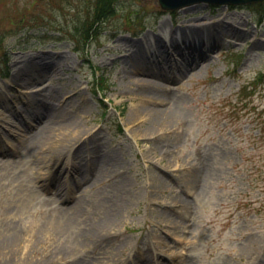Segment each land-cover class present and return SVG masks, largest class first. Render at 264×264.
I'll return each mask as SVG.
<instances>
[{
	"label": "rangeland",
	"instance_id": "rangeland-1",
	"mask_svg": "<svg viewBox=\"0 0 264 264\" xmlns=\"http://www.w3.org/2000/svg\"><path fill=\"white\" fill-rule=\"evenodd\" d=\"M85 4L0 0V117L12 122L0 120L7 125L0 123V140L19 144L17 134L33 133L39 121L56 133L73 116L92 132L78 145L87 135L90 146L115 144L107 153L105 178L89 173L59 199L58 182L70 171L62 168L64 161L48 167L47 152L2 142L7 161L0 162V216L23 190L15 217L26 228H47L33 257L54 244L80 256L87 251L75 245L77 232L106 214L98 198L107 192L123 198L128 210L94 250L123 258L120 247L126 244L128 264H153L156 258L161 264H264V0L234 6L194 2L174 10L162 9L158 0H114L99 31L91 29L88 36L74 30L92 12ZM204 12L215 14L209 27L241 35L227 33L199 48L203 55L190 66L180 64L189 55L167 58L173 80L160 79L157 86L169 88L185 116L177 145L165 143L173 133L160 143L133 138L129 112L141 93L126 90L125 73L153 63L144 41L158 38L161 18H172L166 27L189 31V16ZM137 49L146 54L143 60ZM175 60L181 70L173 67ZM68 95L78 108L46 120L43 101L54 105ZM77 146L76 162L90 148ZM153 156L163 157L162 165ZM77 193L85 202L77 211L68 209Z\"/></svg>",
	"mask_w": 264,
	"mask_h": 264
},
{
	"label": "bare ground",
	"instance_id": "bare-ground-1",
	"mask_svg": "<svg viewBox=\"0 0 264 264\" xmlns=\"http://www.w3.org/2000/svg\"><path fill=\"white\" fill-rule=\"evenodd\" d=\"M216 13L219 15V12ZM214 16L215 14L212 12H204L200 15L195 14V16H189L187 19L189 22L186 23V27L194 29H189V31H177L166 27V24H168L167 20L170 19L171 21L172 18H161L156 31V36L158 38H154L153 40L154 45L151 38L144 41L145 45L143 42L144 48L148 50V57H151L150 60L153 63L149 66H133L132 69L124 75V87L126 90L131 93H141L138 102L132 105L131 111L129 112V119L135 124L132 135L133 138L137 139L141 136L144 138H151L156 143H160L162 141L164 142V139L161 137L173 133L175 135L165 143L170 146L179 143L180 131L183 129L185 116L181 114L173 97L168 94L169 88L167 86H157V83H160V79L168 82L170 81V77L172 78V68H166V61H169L167 58L172 53L180 52L183 55H189L190 58L188 60L183 59L184 63L181 62L180 64H187L190 66L195 62L193 57L203 55L202 50L199 51V48L201 49L203 46L207 47L218 37L227 33L233 36L241 35L240 32L234 29L227 31L225 28H220L219 26L209 27L208 25L214 22L211 21L210 17ZM197 27L204 28L198 30ZM166 38H168L167 42ZM255 42H258V40ZM138 53V59L142 58L143 60L146 54L142 52V49L138 50ZM180 61L182 60L180 59ZM174 62L173 67L177 70H181L176 60ZM72 91L76 97L77 95L74 88ZM70 96L71 95H68L59 99L54 105H51L50 102L46 100L43 101L44 104L41 102L44 106L42 108V113L46 115L45 119L51 121L61 115L64 116L67 110L70 111L78 108L79 102H73ZM0 120L5 121V124L12 123L10 120H4L1 117ZM66 122L65 126H68V128H58L56 133H53L49 125L44 124V121L35 122V131L33 133L25 137L20 136L21 134L18 133L17 138L19 139V144L11 143L14 149H16L17 146H22L21 148L25 151L33 153L47 152L48 164H45L48 167L53 164L56 165V163L60 164L61 161H64L62 168L70 169V171L69 174L66 173V177L58 182V184H62V187L58 186L60 189L56 192L59 199H66L65 196H67V194H72L73 185L83 180L89 173L92 174L93 179L105 178L103 173L105 163L111 159L107 153L115 146L114 144L108 146L106 149H102L100 147L101 144L90 146L88 135L92 133L91 128L81 126L73 116H70L69 120H66ZM5 124L2 125L7 128ZM71 127L72 129H70ZM85 133L89 134L87 137L83 138L81 144L78 145L82 135ZM2 142H5L4 147H9L10 141L0 140V162L4 163L7 161V158L3 157L5 156V152L1 144ZM83 145L90 146V148L87 150L86 154L81 157L80 160L82 162H76L72 149L75 146L80 147ZM106 156L110 158L106 159ZM163 157H165V155ZM163 157L159 158L156 156L154 158L153 156L151 160L162 165L164 160ZM61 170L59 169L56 173L57 177L60 176ZM53 173L54 172H52V174ZM67 177L71 179L70 182ZM157 177L159 178V175ZM39 186H42V184H39ZM22 191L23 190L14 196L17 203L25 197ZM84 197L82 193H77V195L72 198L71 203L66 207L77 211L76 209L80 208L81 203L85 202ZM98 200H101L103 205L106 204V214L104 213V215L94 222H86L77 232V240L75 241V245L84 248V252L87 251V254L82 253L80 256H76L73 254L74 252L70 253L61 247H57V244H54L55 247H49L47 245L37 259L33 257V255L36 254L34 246L35 244L44 243L43 235L45 234L44 231H47V228L40 225L28 228L24 227L15 217L17 214L15 207L18 204H6L0 216V264H30L31 261H34V264H128L132 262L130 251H126V244L120 247L119 254L122 256L124 255L123 258L112 256L111 251H109L110 253H105L104 251L100 252L94 250L95 245L101 244L111 230L115 231L122 214L128 210L124 205L123 198H118L107 192L100 196ZM90 201L92 200H87L86 202ZM175 203L176 201L172 200L170 204L172 205ZM163 221L166 222L167 218L162 219L161 222ZM167 224L168 222L166 225ZM151 252L155 255H160V252L156 250H152ZM153 264L161 263H159L156 258Z\"/></svg>",
	"mask_w": 264,
	"mask_h": 264
},
{
	"label": "trees",
	"instance_id": "trees-1",
	"mask_svg": "<svg viewBox=\"0 0 264 264\" xmlns=\"http://www.w3.org/2000/svg\"><path fill=\"white\" fill-rule=\"evenodd\" d=\"M86 7L92 8V12L87 13V16L83 18L84 21L78 22V24L74 27L75 33L88 36L89 30L92 29L93 33H97L100 28V21L102 17L106 16V12L108 13L111 9L113 10V2L114 0H86ZM112 6V7H111ZM260 7H258L259 9Z\"/></svg>",
	"mask_w": 264,
	"mask_h": 264
},
{
	"label": "water",
	"instance_id": "water-1",
	"mask_svg": "<svg viewBox=\"0 0 264 264\" xmlns=\"http://www.w3.org/2000/svg\"><path fill=\"white\" fill-rule=\"evenodd\" d=\"M259 1L262 0H158V3L163 9L173 10L194 2H204L216 5H237L254 3Z\"/></svg>",
	"mask_w": 264,
	"mask_h": 264
}]
</instances>
